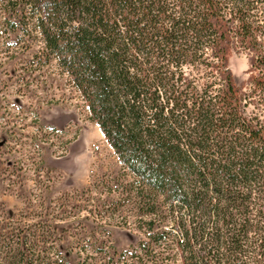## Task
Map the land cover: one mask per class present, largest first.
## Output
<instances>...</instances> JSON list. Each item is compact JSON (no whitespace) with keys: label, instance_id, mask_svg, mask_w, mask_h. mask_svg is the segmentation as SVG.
I'll list each match as a JSON object with an SVG mask.
<instances>
[{"label":"trees","instance_id":"obj_1","mask_svg":"<svg viewBox=\"0 0 264 264\" xmlns=\"http://www.w3.org/2000/svg\"><path fill=\"white\" fill-rule=\"evenodd\" d=\"M1 13L41 42L28 63L56 62L134 179L123 191L150 240L136 252L264 264V0H0ZM234 51L249 55L242 84ZM18 243L0 264H63Z\"/></svg>","mask_w":264,"mask_h":264},{"label":"rangeland","instance_id":"obj_2","mask_svg":"<svg viewBox=\"0 0 264 264\" xmlns=\"http://www.w3.org/2000/svg\"><path fill=\"white\" fill-rule=\"evenodd\" d=\"M15 29L1 13L0 259L8 263L18 241L28 238L38 252L53 259L59 253L63 264H180L167 243L154 246L153 258L136 252L150 240L140 228L146 216L123 191L122 183L134 179L56 62L28 63L38 60L41 42L20 24ZM229 65L238 84L248 79L246 52L234 51Z\"/></svg>","mask_w":264,"mask_h":264}]
</instances>
